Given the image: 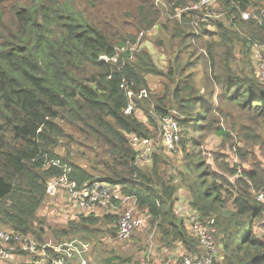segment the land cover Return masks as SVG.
<instances>
[{
  "label": "trees",
  "instance_id": "1",
  "mask_svg": "<svg viewBox=\"0 0 264 264\" xmlns=\"http://www.w3.org/2000/svg\"><path fill=\"white\" fill-rule=\"evenodd\" d=\"M198 1L82 0L78 4L76 0H0L3 226L16 233L34 234L39 243L44 242L45 223L38 222V215L47 198L48 182L64 173L62 167L53 164L60 162L70 170L69 180L79 186L95 181L96 175L100 181L120 185L123 193L135 197L139 209L147 211L152 223L158 225L166 248L181 244L188 254L201 255L199 241L175 209L177 188L160 184V159L153 156L154 168L142 171L131 144V136L135 135L157 139V122L172 110L169 99L171 107L186 116V120L179 121L183 148L187 140L183 133L200 130L190 117L198 115L199 121L207 122L217 103L212 102L215 98L252 111L254 119L248 121L264 125L263 85L255 73L247 76L234 70L232 64L236 60L235 40L242 43L245 55L250 53L251 45L264 46V0H217L232 29L218 23V33L206 30L204 11L172 19L177 10ZM252 10L262 22L242 19L243 13ZM164 12L167 20H161ZM155 26L170 39L171 49L178 46L180 52L169 60L167 72L158 69L148 52L140 51V47L132 50L141 45L144 37L139 40L140 35ZM240 35H245V41ZM122 48L128 51L121 52ZM188 50L204 60L207 87L203 93L190 82L194 81L196 74L190 71L196 64L181 63V54ZM147 76L162 77L173 87L166 86L162 97L153 98L154 108L148 99L138 97L141 89H148ZM132 102L147 116L148 124L136 114L125 115ZM68 129L93 140L100 151L95 155V175L71 161L68 147L79 139ZM62 142L68 150L64 158L57 152ZM208 173L193 157L183 181L187 182L192 209L205 223L213 219L222 230L223 264H264L263 246L252 232L264 215V207L241 195L233 201L234 210H222V187L211 183ZM189 178H193L192 183H188ZM247 178L257 181L253 173H247ZM116 224L117 217L111 214L80 215L77 221L53 233L60 236L59 243L76 236H82L83 242L89 238L95 242L105 232H115ZM46 251L50 258L60 259L53 250Z\"/></svg>",
  "mask_w": 264,
  "mask_h": 264
},
{
  "label": "rangeland",
  "instance_id": "2",
  "mask_svg": "<svg viewBox=\"0 0 264 264\" xmlns=\"http://www.w3.org/2000/svg\"><path fill=\"white\" fill-rule=\"evenodd\" d=\"M81 1L82 0H76L78 4H80L79 2ZM9 2L12 3L11 1ZM81 4L82 10H85V2L83 1ZM165 8L167 9L168 7ZM166 13L167 12H164L161 15V20H167ZM250 13L252 15L256 14L254 10L250 11ZM202 14H204L202 17L204 21L202 22L207 24V31L218 33L216 29V24L218 23H222L226 28L230 29L227 16L219 1L205 10ZM172 19L178 20L175 16ZM240 36L242 40L246 39L245 35ZM234 42L236 47V60L232 63L234 70L237 69L238 71H242L247 76H251L250 74L255 73L256 78H258L257 80L264 87V82L257 76L260 65L256 59V57L260 55L264 58V46L260 47L258 44L251 45L250 53L245 55L242 43L236 40ZM247 43L253 44L251 42ZM141 44L142 51L148 52L155 65L163 72H167L169 60L174 59L175 54L180 53L178 46L175 47V49H171L170 39L158 26L146 32ZM199 54L201 53L199 52ZM191 61L196 64V67L190 72L196 75L194 76V81L190 80V82H193V85L195 83V88L199 90L200 93H203V89L207 87L203 77L205 72L204 60L198 59L197 56H193L190 50L181 54L182 64ZM146 81L148 83L147 90L149 92L148 101H150V105L154 108L155 103L153 102V98L162 97L165 92V87H171L172 85L167 80L157 76H147ZM213 100L217 103L213 104L212 108L214 111L207 122L199 121L197 118L198 115L190 117V119H195V121L191 123L200 125V130L195 131L193 129L190 133H183V138L187 139L185 148H183L180 143L177 150L173 153H165L161 150L156 152V155L160 159V163L157 167L159 178L161 179L160 184L177 188L175 194V209L179 218L184 220L186 226H188V224L185 213L191 211L192 213L198 214L192 209L190 204L191 195L186 187L187 182L183 181L188 172V164L193 157L200 160L201 164L206 168V171L209 172L208 176H211L210 182L222 187V196L225 202L222 210H234L233 201L241 195V198H244L246 201L264 207V196L261 198V194H264L262 188V185L264 186V143H262V141L264 142V125H253L252 122L248 121L249 119H254L252 111L247 112L238 105L232 102H226L225 100L215 98L212 99V102ZM168 102L170 109L176 110L173 109L176 108L175 106L171 107V99H169ZM136 116L141 122L148 124V118L141 109H137ZM183 117V120H186V116L183 115ZM157 124L159 130L157 129L158 134L155 140H161V123L158 121ZM68 130L69 134L79 139L72 147H68L71 153V161L94 174L96 170L94 165L95 155L100 151L95 147L93 140H86L87 137L84 134L72 131L71 129ZM61 145L62 147L58 148L57 152L64 158L67 156L68 150H66L65 142H62ZM137 166L142 171L150 172L154 168V159L150 164L144 163L138 164ZM247 173L255 174L257 181L253 182L249 180L247 178ZM96 179H99L97 175ZM189 179L190 181L188 183H192L193 178ZM206 181H208V179H206ZM138 211L141 215H147V223L141 230L134 233L130 241L126 243L117 242L114 235L116 230L115 232L113 231V233L105 232L104 235L95 242L90 238L85 241L91 244V254L94 255L93 257L95 260L103 261L104 259L109 260L110 258L114 259L118 257L122 260L128 259L130 261L129 264H165L163 262L161 250L166 247L164 246L165 242L161 240L162 234L159 228H157L158 225L152 223V217L147 211L139 209V203ZM96 215L100 216L102 213L99 212ZM77 217L79 216L74 218V215H69L66 212L65 206L60 198L51 199L47 197L38 215V222L43 221L45 223L43 228L47 234L44 238V242L41 241L40 245L58 244V242L61 241V239L58 238L60 236H55L53 231L64 228V226H67L68 222L75 221L71 219H76ZM0 224L3 225L1 222ZM212 229L214 230L212 237L216 247L215 261L216 264H223L225 254L222 245V230L219 226L216 227V223L212 226ZM252 232L255 239L259 241L264 250V215L260 220L256 221ZM140 234L142 235L139 236ZM80 237L82 238V236H76L68 239H73L76 243H79V241L82 240ZM138 237L143 239L139 240ZM139 242H142L143 245H140ZM14 255L23 256L26 254L15 252ZM165 261L166 263H170L167 262L168 259Z\"/></svg>",
  "mask_w": 264,
  "mask_h": 264
},
{
  "label": "built area",
  "instance_id": "3",
  "mask_svg": "<svg viewBox=\"0 0 264 264\" xmlns=\"http://www.w3.org/2000/svg\"><path fill=\"white\" fill-rule=\"evenodd\" d=\"M217 3V0H199L186 8L176 11V18L180 19L183 14L192 12H203ZM264 13L262 12L261 15ZM207 17V15H206ZM242 19L245 21L256 20L262 22V17L250 12L243 13ZM145 36L142 33L139 40ZM260 46V45H259ZM140 47L137 44L132 50ZM261 47V46H260ZM121 52L128 51V48H122ZM259 63L258 77L264 82V58L256 57ZM107 61V59H105ZM139 99H148L147 89H141ZM137 113L134 102L125 110V115L131 116ZM183 115L178 110L170 111V115L163 118L160 123L161 140L141 138L131 136V144L137 153V164H150L152 157L158 150L165 153H173L181 143V128L179 121L183 120ZM55 166L64 169V173L58 178L51 179L47 184L46 194L51 199H61L66 212L69 215L76 216L89 213L111 214L117 217L115 239L119 243H126L131 240L135 232L141 230L147 223V215H141L138 211V200L135 197L127 196L123 193L120 185L109 184L96 179L93 182L85 183L79 186L76 182L68 178L69 169L60 162H54ZM261 194V198H263ZM187 224L200 244V256L185 255L174 263L166 264H213L216 259V247L212 237L214 230L212 226L215 221L211 219L208 223L198 214L190 212L185 213ZM0 224V261L10 262L15 258L14 253L20 252L30 256L28 264H64L59 259L50 258L47 253L49 246H41L34 234L16 233ZM83 242V241H81ZM70 242L65 250L66 259L73 260V253L82 254L87 248L83 243ZM86 243V242H84ZM55 253V251H53ZM73 264H90L87 260H78Z\"/></svg>",
  "mask_w": 264,
  "mask_h": 264
},
{
  "label": "crops",
  "instance_id": "4",
  "mask_svg": "<svg viewBox=\"0 0 264 264\" xmlns=\"http://www.w3.org/2000/svg\"><path fill=\"white\" fill-rule=\"evenodd\" d=\"M139 50L142 51V44L140 45ZM96 214L97 213H89V214H85V215H86V217L91 216V215L98 216ZM71 220L77 221L78 217L76 219H71ZM188 228H189V225H188ZM141 235L142 234H140L139 236H141ZM138 239L142 240L143 238L138 237ZM70 242H75V241L73 239H65L60 243L58 242V244H56V245L47 244V246H49L53 251H55V253L57 255L60 256L59 260L64 264H73V263L77 262L78 260H87L90 264H129L130 263V261L128 259L122 260L121 258H118V257H116L114 259L110 258L109 260L104 259L103 261L102 260L101 261L95 260L93 257L94 255L91 254L92 253L91 245L89 243H84L81 241H79V242L87 245V248L84 250V252L82 254H80L78 252L73 253V260L69 261L66 259L67 255H66L65 250L67 248V245ZM139 243H140V245H143L142 242H139ZM94 251H96V250H94ZM161 254L163 256V262L165 264H166V261H165L166 259H168L167 262L174 263L176 260H179L182 256L189 255L187 253L186 249L184 248V246L181 244L174 245V247L171 249L163 248L161 250ZM29 262H30V256L29 255H23V256L19 255V256H15V258L10 262L0 261V264H28ZM134 262H135V260H134Z\"/></svg>",
  "mask_w": 264,
  "mask_h": 264
}]
</instances>
